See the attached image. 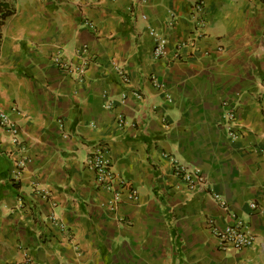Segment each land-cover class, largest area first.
Instances as JSON below:
<instances>
[{
  "label": "crops",
  "instance_id": "obj_1",
  "mask_svg": "<svg viewBox=\"0 0 264 264\" xmlns=\"http://www.w3.org/2000/svg\"><path fill=\"white\" fill-rule=\"evenodd\" d=\"M11 1L0 106L24 148L0 127V264H264V213L250 206L264 203V0H204L201 13L196 0ZM197 17L204 34L194 39ZM157 37L167 41L161 58ZM83 45L95 61L82 81L52 64L59 51L78 62ZM224 100L238 113L236 141L223 128ZM96 144L108 151L118 202L86 165ZM169 152L208 175L248 222L250 246L219 249L209 221L224 226L227 212L174 175Z\"/></svg>",
  "mask_w": 264,
  "mask_h": 264
},
{
  "label": "built area",
  "instance_id": "obj_2",
  "mask_svg": "<svg viewBox=\"0 0 264 264\" xmlns=\"http://www.w3.org/2000/svg\"><path fill=\"white\" fill-rule=\"evenodd\" d=\"M204 4V0H196L194 2V9L197 13H201L204 10ZM196 20L197 25L194 39L204 34V25L202 20L199 17H197ZM83 23L88 28L96 31V25L94 22L89 19H85ZM166 45V39L161 37H157L155 39L153 53L157 58H161L165 55ZM76 55L79 59L78 62H75L72 58L66 56L63 51H59L52 57L51 62L58 69L73 76L77 80L82 81L90 65L94 63L95 56L89 50L87 45H83L79 48ZM114 68L120 74L124 82L129 80V77L123 70L122 66L114 64ZM153 80L156 86H163L160 84L156 76H153ZM134 94L138 98L141 97L139 92H135ZM126 97L127 93H123L121 95V100H125ZM116 101L115 97L109 96L106 99L104 106L109 110H113ZM222 106L224 108L223 128L225 129L227 137L232 141H236L241 137L237 110L231 105L229 100H224ZM118 120L120 126L126 122L122 114L118 115ZM0 127L9 133L11 141L20 148L21 152H23L22 148L24 147L20 139L19 128L13 122L10 113L2 106H0ZM166 156L171 163L174 175L183 180L191 191L209 194L227 212L229 221L224 226H220L213 219L209 221L210 230L218 241L219 249L226 254H232L239 253L243 249L250 246L253 242L254 236L248 222L241 216H237L236 213L230 209L227 200L222 195L217 194L214 191L208 175L199 166L183 160L176 154L169 152ZM28 161V156L23 153L21 159L18 161V172L15 175L14 180L19 179L21 172L25 168ZM86 165L94 171L97 184L103 188L113 190L116 196L115 200L117 202L120 201L121 194L119 190L115 188V183L117 181L116 176L112 168L111 160L108 156V151L104 145L96 144L91 147L86 157ZM37 190L39 191V189ZM136 196L137 189L133 188L130 198L135 199ZM250 206L264 213V203L254 201L250 203ZM60 227L62 232L66 233L71 241H75L74 235L67 226L61 224ZM29 263L32 264V262Z\"/></svg>",
  "mask_w": 264,
  "mask_h": 264
},
{
  "label": "trees",
  "instance_id": "obj_3",
  "mask_svg": "<svg viewBox=\"0 0 264 264\" xmlns=\"http://www.w3.org/2000/svg\"><path fill=\"white\" fill-rule=\"evenodd\" d=\"M16 12L14 3L11 0H0V48L2 45V26L6 19Z\"/></svg>",
  "mask_w": 264,
  "mask_h": 264
}]
</instances>
